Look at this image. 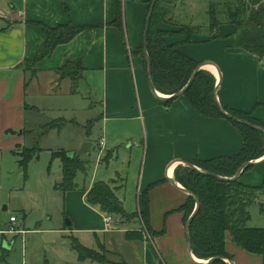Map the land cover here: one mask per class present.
Returning a JSON list of instances; mask_svg holds the SVG:
<instances>
[{"label": "crops", "instance_id": "obj_1", "mask_svg": "<svg viewBox=\"0 0 264 264\" xmlns=\"http://www.w3.org/2000/svg\"><path fill=\"white\" fill-rule=\"evenodd\" d=\"M150 1L124 0L125 34H122L106 27L116 18V0H0V157L15 156V151L26 146L27 134L32 136L30 127L40 126L35 124L39 116L49 111L61 113L65 109L62 106L75 98L72 81L61 79L57 70L69 61L80 60L85 68L84 80L88 81V77L93 81L97 79L102 85V121L106 132L109 123L125 131L130 126L137 129L136 136L126 139V143L131 142L128 148H143L137 211L142 206V193L154 186L149 194L150 225L154 232L163 234H153L151 241H135L139 245H133L127 251V262L205 264L207 261L198 259L189 250L184 216L177 211L186 202L188 194L176 182L175 171L187 158L214 160L234 156L243 149L244 141L228 120L201 116L183 96L166 108L163 101L170 96L166 95V98L158 91V96L153 93L144 60L134 54L144 41ZM257 3L261 5L254 12L247 7L249 16L261 9L259 7L264 0ZM43 25L51 28L60 25L91 26L93 29L80 33L70 43L58 46L51 55L39 60L36 59L39 54L46 53ZM157 28L168 30L160 18ZM234 32L233 27L221 26L217 33L220 39L209 42L195 36L194 44H189L192 46L180 47L179 50L201 63V69L215 77L216 85L219 84L217 100L221 105L253 113L264 126V61L239 49ZM184 41L185 37L168 38L169 43ZM199 43L202 44L196 45ZM25 129L28 131L23 134ZM107 137L108 134L106 142L102 139L100 155L89 167H94V175L88 188L80 189L76 179V190L80 192L75 190L65 194L69 208L77 206L82 219L77 220L75 216L73 224L71 221L70 225L66 224L69 230L65 231L71 234H55L50 238L52 241L48 245L53 246L57 255L62 253L69 236L93 250L99 249L101 244L112 250L114 240L123 251L129 240L122 234L112 233L125 235L127 231L140 232L139 229L144 227L141 221L124 223L111 216L113 222L119 220L117 224L124 228L111 231L104 222L108 215L87 202L88 191L98 182L95 181L98 169L107 168L114 158L113 150L104 152L102 145L106 146ZM86 138L83 142L89 143L91 137ZM121 140L124 138H118L116 142L119 144L123 142ZM90 149L83 156H90ZM108 153H112V157L107 163ZM256 162L251 170L240 175L244 184L260 186L263 183L264 157ZM116 181L106 183L115 187ZM123 189L124 182L121 181L117 190ZM173 214L178 216L172 217ZM17 223V219L16 223L10 222L7 230L13 227L26 232L15 226ZM7 230H0V234H11ZM85 232L94 234H82ZM21 235L24 240L26 234ZM90 235H94L96 247L87 245ZM226 249L231 258V261H226L228 264H263L262 257L236 246L230 235H227ZM77 261L74 264H93L80 263L78 258ZM45 263L50 262L46 260Z\"/></svg>", "mask_w": 264, "mask_h": 264}, {"label": "trees", "instance_id": "obj_2", "mask_svg": "<svg viewBox=\"0 0 264 264\" xmlns=\"http://www.w3.org/2000/svg\"><path fill=\"white\" fill-rule=\"evenodd\" d=\"M149 3L150 12L152 3ZM117 15L113 22L106 27L116 29L125 34L124 27V0H116ZM177 0H157L150 20V27L147 35V54L151 64V79L155 89L170 96L163 103L169 108L171 103L177 98L174 97L188 85L189 81L197 71L195 78L189 87L184 91L183 97L188 101L191 108L207 119H226L241 134L244 145L243 149L236 155L214 160H200L198 158H187L184 161L200 168L204 173L193 170L189 167L179 166L175 171V180L187 192L186 202L177 210L183 213V224L187 225L190 217L195 211L197 197L200 207L190 222L189 235L191 238L192 253L195 257L207 261L205 264H228L231 261L226 249L227 235L231 236L233 243L251 255L263 258L264 264V227L249 228L247 223L250 219L249 208L264 194V181L260 186H249L241 181V176L254 167L248 165L264 157V126L254 117L253 113H243L228 107H223L224 111L232 117L246 122L252 126H245L231 119L222 113L220 103H218L214 92L216 89L215 77L206 70L200 69L202 64L187 57L179 50L175 43H169L171 36H184L185 42L194 43L195 34L202 31L198 26H183L172 28L171 9L176 8ZM226 8L225 22L235 27L234 35L237 38L239 49L258 57L264 58V7L256 11L253 15L247 14L246 0H236L228 3ZM148 17V15H147ZM209 27L207 41L215 39V32L223 24L218 19V14L214 7L210 6L208 11ZM161 19L167 29L157 28V20ZM46 40L43 48L46 53H41L36 59L48 57L60 45L70 43L80 33L93 29L91 26H71L60 25L55 28L43 25ZM144 41L134 54L143 56ZM133 54V55H134ZM145 55V54H144ZM144 58V68L148 71V62ZM61 79H70L73 83V92L77 93L79 83L84 80L85 68L80 60L69 61L66 65L57 70ZM77 89V90H76ZM63 120L48 123L41 127L43 133L60 126ZM38 135V136H39ZM36 139L37 141L40 139ZM42 149L37 146L31 148L24 147L14 154L19 159V166L25 172L29 163L38 158ZM53 159H59L62 165V179L55 184V190L65 195L76 190V179L78 174H86L91 165L81 157L74 155L69 157L64 152L53 154ZM107 163L111 158H105ZM245 166V168H244ZM244 168L241 176L232 179ZM228 178V179H226ZM154 186L146 189L141 195V209L135 214H128L123 202L118 199L113 191L112 185L98 181L87 194L89 205L98 207L108 216L120 218L121 222H131L133 217H141L142 225L154 235L161 233L154 232L150 225L149 194ZM128 240H140V232L127 233ZM140 237V238H139ZM74 251L78 254L80 263L87 260L101 262L99 253L93 249L85 247L77 239L71 238ZM4 259H0L3 264ZM102 263V262H101ZM164 264V263H161Z\"/></svg>", "mask_w": 264, "mask_h": 264}, {"label": "rangeland", "instance_id": "obj_3", "mask_svg": "<svg viewBox=\"0 0 264 264\" xmlns=\"http://www.w3.org/2000/svg\"><path fill=\"white\" fill-rule=\"evenodd\" d=\"M235 1L236 0H177L178 3L176 8L174 7L171 9L170 21L172 26L170 27L175 29L177 27L180 29V27L183 26L201 27L202 31L195 34V36L207 40L210 36L209 33L206 32L209 27L208 11L209 7L212 6L214 7V11L218 14V19H220L221 22L223 21L221 26H223V28L233 27L235 30L233 25L225 22L227 13L226 5ZM257 2L258 0H246V7H248L249 11L254 12V9L259 4L261 5V3L258 4ZM263 7L264 4L259 8L262 9ZM219 29L215 32L216 38L212 41L220 39V36L217 34ZM181 37L184 36H175L174 38ZM189 44L191 43L184 41L177 45L179 48L192 46ZM201 44L202 43L196 45ZM144 54L143 56H146V54ZM139 56L143 58L142 54ZM262 61H264V58ZM87 79L88 81L83 80L79 83L75 98H72V100L70 99V104L62 106L65 109L62 110L61 113L49 111L47 114L39 116L35 120V124L38 123L40 126L30 127L33 134L32 136L27 134L26 138L29 137V140L27 138L25 147L31 148L37 146L42 150L38 158L33 159L29 163L26 174L19 166L16 156L8 154L0 157V230L8 229L10 217L12 216L18 220L15 226L26 230V232L24 231L26 234L24 240L21 234H0V259H4L5 263L3 264L78 263V256L73 249L70 236L67 237L68 241L65 242L66 245L63 249L66 254L62 251L59 256L56 254L53 246L48 245V243L52 241L50 238L55 237V234H71L65 231L69 230V227L66 226L68 221H71L73 224L75 216L78 217L77 220L82 219L80 211L76 209L77 206L69 208L66 203V196L55 190V184L60 182L62 176V165L59 159H53V154L64 152L67 155L74 153L77 156L85 143L83 140H85L87 136L91 137L89 143L93 144V147H91L89 151L91 157L82 156V158L87 162L94 163L98 155H100L99 152L101 149L100 144L103 141L102 139L106 142V135L108 134L107 144L104 146L103 143L102 146L104 152L113 150L115 152L114 158L109 162L107 168L98 169L95 181L109 182L111 180H117L115 182V187L113 186V191L115 195L119 197L118 199L123 202L126 212L130 214L138 212V186L143 148L140 149L139 146L128 148L131 142L126 143L127 137L131 135L136 136L138 133L137 129L130 126L129 130L125 131L123 128H118L116 125L109 123L106 132V125H104L102 121V85L97 79H95L96 81L91 80L89 77ZM90 82H93L94 85ZM166 98H168V96H166ZM59 120H63L64 122H59V128L55 127L40 137L41 133H43L41 129L43 125ZM27 131L28 129H25L23 134ZM39 137L40 139L37 141V145H35V141ZM118 138H124V140H121L123 142L118 144V142H116ZM112 143L115 145L113 146ZM106 154L107 153H105V155ZM111 157L112 153H108L106 158L108 159ZM185 163L187 162L183 160V164L180 166L186 167L187 165ZM197 169L200 170V168ZM93 175L94 167L92 169L88 168L86 174H78L77 184L79 188H88ZM234 178L235 176L230 178V180ZM121 181L124 182V189L117 190L121 185ZM195 200L197 205L199 199L195 197ZM249 213L250 219L247 223V227L263 228L264 194L259 195L258 199L250 206ZM173 215L172 217L178 216L177 214ZM133 218H135V220L131 222H143L140 216ZM118 219L121 220L120 218ZM119 220L112 221L109 225L106 224L105 220L104 222L111 231H121L124 230V228L117 224ZM124 223H127V221ZM139 230H141L140 233L142 236L141 238L139 237L140 240H129L125 248L123 247V251H121V248H118L119 245L113 240L112 244L114 248L112 250H109V246L102 244L99 249L95 250L99 253L102 263L93 260H87L85 262H91L93 264H129L127 262L129 261L127 258V251L131 249L133 245H139L135 241H143V239L151 241L153 237V233H150L145 227ZM129 232L131 231H127L125 235L119 232L112 234H122V236L128 240L127 233ZM82 234L94 233L85 232ZM95 242L94 235H90L87 245L90 247L94 245L96 247ZM7 244L10 245L9 250L4 248ZM60 257L62 258L57 260ZM46 260L50 263H45Z\"/></svg>", "mask_w": 264, "mask_h": 264}, {"label": "water", "instance_id": "obj_4", "mask_svg": "<svg viewBox=\"0 0 264 264\" xmlns=\"http://www.w3.org/2000/svg\"><path fill=\"white\" fill-rule=\"evenodd\" d=\"M156 2H157V0H154V1H153L152 6H151V9H150V12H149L148 17H147V22H146V27H145V32H144V50H145V54H146L147 62H148V78H149V82H150L151 90L153 91V93H154L155 95L158 96V94H157V90L155 89V86H154V84H153V82H152V79H151V64H150V59H149L148 54H147V35H148L149 27H150V20H151V17H152L153 10H154V7H155ZM44 51H45V50H44ZM200 69H201V68H200ZM198 70H199V69H198ZM198 70H197V71H198ZM197 71L195 72V74L193 75V77H192L191 80L189 81L188 85L185 87V89L182 90V91H181L180 93H178L177 95H175L174 97L178 98V97L183 96L184 91L186 90V88L189 87V85L192 84V82H193V80H194V78H195V75H196ZM218 87H219V84L216 85V89H215V92H214V95H215L216 99H217V97H218ZM217 101H218V100H217ZM218 103H219V101H218ZM219 105H220L219 107H220L222 113L225 114L227 117H229V118H231V119H235L237 122H239V123L242 124V125H245V126H252V127H253V125L248 124V123H246V122H243V121H241V120H238V119L232 117L231 115L227 114V113L224 111L222 105H221V104H219ZM91 147H92V144H91V143H85V144L83 145L82 149L80 150V152L77 154V156H78V157L83 156L84 154H86V153L88 152V150H89ZM74 155H75V154L71 153V154H69L68 156H69V157H74ZM185 164L187 165V167H189V168H191V169H193V170H198L197 167H195V166H193V165H191V164H189V163H185ZM256 164H257V162H255V163H254V162H250L248 165H256ZM244 168H245V166H244ZM244 168H242L241 170H239V172L236 174V176H235L234 179H237V178L240 177V175L242 174ZM198 172H200V173H204V174H205V172H203V171H201V170H198ZM174 185H176V187L179 188V186H178L176 183H174ZM180 189H181L183 192L187 193L188 195H192V194H190L189 192H187L185 189H183V188H180ZM262 206H263V205H262ZM199 207H200V203H199V201H197V205H196L195 211H194V213L192 214V216L190 217V219H189V221H188V223H187V225H186L187 240H188V244H189V250H190L191 253H192V245H191V238H190V235H189V225H190V222L192 221V219L194 218V216L196 215V213H197ZM66 224H67V225H70V221H68ZM4 248H5L6 250H9V249H10V245L7 244V245L4 246Z\"/></svg>", "mask_w": 264, "mask_h": 264}, {"label": "built area", "instance_id": "obj_5", "mask_svg": "<svg viewBox=\"0 0 264 264\" xmlns=\"http://www.w3.org/2000/svg\"><path fill=\"white\" fill-rule=\"evenodd\" d=\"M101 144H102V143H101ZM104 220H105L106 224L109 225V224L112 223L113 218H112L111 216H105ZM10 222H11V224H12V223H16V218H15V217H11V218H10ZM7 233H11V234H14V233L25 234L24 231H17V230L14 229L13 227H11V228L7 231Z\"/></svg>", "mask_w": 264, "mask_h": 264}]
</instances>
